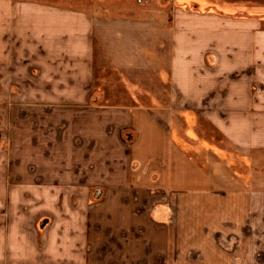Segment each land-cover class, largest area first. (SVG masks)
Returning <instances> with one entry per match:
<instances>
[{
	"label": "crops",
	"instance_id": "crops-1",
	"mask_svg": "<svg viewBox=\"0 0 264 264\" xmlns=\"http://www.w3.org/2000/svg\"><path fill=\"white\" fill-rule=\"evenodd\" d=\"M55 1L0 0V264H264V5ZM197 113L211 165L174 132Z\"/></svg>",
	"mask_w": 264,
	"mask_h": 264
},
{
	"label": "rangeland",
	"instance_id": "rangeland-1",
	"mask_svg": "<svg viewBox=\"0 0 264 264\" xmlns=\"http://www.w3.org/2000/svg\"><path fill=\"white\" fill-rule=\"evenodd\" d=\"M14 1H20L24 2L25 0H14ZM110 2V1H109ZM109 2L107 0H57L54 3L64 5V6H77V7H86L91 8L93 10H96L99 13H103L105 9H108ZM135 4V3H134ZM133 4V5H134ZM257 5H264L263 1L257 2ZM167 7V5H165ZM111 8V7H110ZM151 51H146V55L150 54ZM159 59L161 62V80L164 84V87L167 86V79H168V69H169V51L165 47L159 51ZM148 69V67H147ZM147 74V72H146ZM147 78V77H146ZM2 90H5L2 92L0 96V106L8 108L12 104V98L9 97L8 91L9 90V83L4 82L1 83ZM15 89V88H12ZM174 125V132L176 135V138L179 143H181V146L190 156H192L195 160H197L200 164L204 165V163H208L207 161H204L206 156L204 157V139L208 140L210 142V147L208 148V152L212 155H218L220 156V151L223 150V155H230L232 152L229 149V146L220 140V136L216 134V131L212 130V128L209 126L208 122L204 119V115L202 114H179L177 115L176 120H173ZM192 128V131H189L187 128ZM187 133L190 135L187 137ZM219 139V140H218ZM4 140V138H3ZM228 148V149H227ZM222 154V153H221ZM213 162H209L208 164L211 165ZM232 165L231 161L226 162V166ZM227 175L231 176L232 172L228 171L226 173ZM97 201V199H92V202ZM100 230V229H99ZM104 232L103 228L100 230ZM98 245L100 243H97ZM92 245V244H91ZM120 245L121 242H115L113 243V251L112 254L109 256L104 255H98V256H92L93 251H91V254H85L82 251V255L80 257V264H126V261L131 259H124L120 257ZM93 246V245H92ZM65 260V261H64ZM49 259L48 264H69L68 259ZM72 259H70L71 261ZM131 262V261H130Z\"/></svg>",
	"mask_w": 264,
	"mask_h": 264
}]
</instances>
